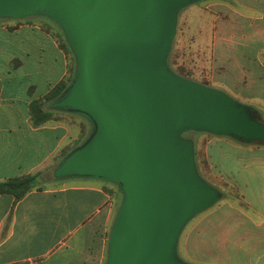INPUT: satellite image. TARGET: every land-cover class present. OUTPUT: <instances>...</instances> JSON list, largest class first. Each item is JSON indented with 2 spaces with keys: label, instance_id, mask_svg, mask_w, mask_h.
I'll use <instances>...</instances> for the list:
<instances>
[{
  "label": "water",
  "instance_id": "water-1",
  "mask_svg": "<svg viewBox=\"0 0 264 264\" xmlns=\"http://www.w3.org/2000/svg\"><path fill=\"white\" fill-rule=\"evenodd\" d=\"M198 1L0 0V18L51 19L74 56L70 82L46 107L79 115L90 129L49 177L117 186L104 264H192L178 255L180 234L224 193L199 174L184 132L264 144L254 106L167 64L178 14Z\"/></svg>",
  "mask_w": 264,
  "mask_h": 264
},
{
  "label": "crops",
  "instance_id": "crops-1",
  "mask_svg": "<svg viewBox=\"0 0 264 264\" xmlns=\"http://www.w3.org/2000/svg\"><path fill=\"white\" fill-rule=\"evenodd\" d=\"M206 8L215 14L213 29L220 34L216 44L229 70L221 79L227 88L223 91L264 108V0H211ZM229 22H234L230 28ZM58 31L39 16L0 19V180L42 171L41 187L22 198L0 194V264L106 260L107 238L118 209L117 186L92 178L49 177L57 164L55 155L79 138L85 123L81 116L68 114L41 125L30 119V103L68 72ZM263 225L264 219L257 222L253 216L239 215L236 228L221 231L224 241L209 256L212 264H264Z\"/></svg>",
  "mask_w": 264,
  "mask_h": 264
},
{
  "label": "rangeland",
  "instance_id": "rangeland-1",
  "mask_svg": "<svg viewBox=\"0 0 264 264\" xmlns=\"http://www.w3.org/2000/svg\"><path fill=\"white\" fill-rule=\"evenodd\" d=\"M209 2L211 0H200L180 10L171 48L175 66L182 68L190 79L224 90L227 88L221 79L223 76L226 78L229 70L220 59L221 47L216 44L220 34L213 29L215 14L206 8ZM232 23H228V28ZM219 27L220 17L215 29L219 31ZM226 93L236 97L231 92ZM237 100L255 107L253 102ZM256 109L264 117V108ZM80 118L87 124L83 117ZM86 126L88 128L89 125ZM190 138L195 140L198 150L201 176L220 189L224 196L185 225L178 240L177 252L181 259L192 264H212L209 256L224 241L221 231L236 228L239 215L253 216L257 222L264 219V144L246 145L226 136L203 132H192ZM118 194L119 207L122 196L120 192Z\"/></svg>",
  "mask_w": 264,
  "mask_h": 264
},
{
  "label": "trees",
  "instance_id": "trees-1",
  "mask_svg": "<svg viewBox=\"0 0 264 264\" xmlns=\"http://www.w3.org/2000/svg\"><path fill=\"white\" fill-rule=\"evenodd\" d=\"M39 17L47 18L45 16H39ZM0 19H3V18H0ZM47 19H49V18H47ZM49 20L52 21L51 19H49ZM58 30H60V31H58V33H57V39L59 41L60 46L63 48V50L68 55V72H67L66 77L64 79H62L61 81H59L56 85H54L52 87V89L47 94H45L42 98L33 100L30 103V108H29L30 119H31L32 123L35 125H41V124H44L50 120H58V118L61 114L76 115V114H72V113L55 111L52 109H48L46 107L48 102L50 100L54 99L57 95H59L62 92V90L67 86V84L70 82V80L74 74V70H75L74 56H73L65 38H64V35H63V33L59 27H58ZM172 44H173V42H172ZM167 64H168L169 68L171 70H173L174 72H176L177 74H179L183 77L189 78L187 75H185L183 73L184 71L182 70V68L175 66L172 48H171V51L168 55ZM201 83H203V82H201ZM204 84H206V83H204ZM87 124H88V122H87ZM87 124H85V125H87ZM87 132L88 131L83 127L82 133L79 136V138H77L76 140H74L70 144L63 146L54 157L55 163H57L74 146L78 145L81 142V140H83V138L87 135ZM193 133L200 134V132H193ZM182 135L184 136V133ZM194 155H195V162H196L197 170H198L199 174L202 175V173L199 169V159H198L199 154H198L197 148L195 147V140H194ZM41 174H42V171H37L34 173L22 174L19 176L9 177V178L0 180V194L8 193V194L13 195L15 200H18V199L22 198L27 192H29L33 188H40L41 187L40 186V184L42 183Z\"/></svg>",
  "mask_w": 264,
  "mask_h": 264
},
{
  "label": "flooded vegetation",
  "instance_id": "flooded-vegetation-1",
  "mask_svg": "<svg viewBox=\"0 0 264 264\" xmlns=\"http://www.w3.org/2000/svg\"><path fill=\"white\" fill-rule=\"evenodd\" d=\"M259 115H260L261 119L264 120V117H262V115L260 114V112H259ZM191 133H192V131H186V132H184V136H185V137H190V134H191Z\"/></svg>",
  "mask_w": 264,
  "mask_h": 264
}]
</instances>
